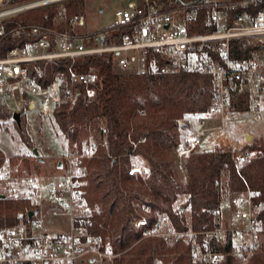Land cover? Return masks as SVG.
<instances>
[{
	"label": "built area",
	"instance_id": "obj_1",
	"mask_svg": "<svg viewBox=\"0 0 264 264\" xmlns=\"http://www.w3.org/2000/svg\"><path fill=\"white\" fill-rule=\"evenodd\" d=\"M72 1L76 0H0V38L23 33L33 38L0 57L2 104L11 99L20 110H37L46 116L53 114L62 96L72 100L81 90L94 99L97 73L74 68L78 59L93 54L114 53L120 71L139 76L188 72L209 77L213 90L209 108L193 134L173 151L175 170L182 174L189 155L204 149L203 138L209 131L226 132L237 114L259 106L264 95V0H204L170 8L158 0H118L113 24L93 32L80 29L81 14L67 19L66 4ZM47 6L56 8V24L64 23L62 30L35 24L5 30V24L19 14ZM62 60L69 62L68 68H52L50 80L41 82L46 67ZM244 94L248 102L239 108ZM253 120L258 121L259 115ZM242 148H233L238 159L250 161L254 154ZM97 153L98 143L92 139L74 144L55 172L20 179L15 191L29 202L31 211L38 212L29 218L27 211L16 225L0 228V264H104L120 256L91 231L93 210L84 189L85 162ZM127 158L131 160L128 174L148 172L132 152ZM4 175L9 179V172ZM257 195L249 187L222 195L210 211L211 225L178 230L168 215L156 214L148 205L133 223L141 240H160L171 250L182 246L189 264H222L229 242L230 255L240 264H249L255 257L264 258V203L257 201ZM46 204L56 206L52 214L65 219V230H45L38 215Z\"/></svg>",
	"mask_w": 264,
	"mask_h": 264
},
{
	"label": "trees",
	"instance_id": "obj_2",
	"mask_svg": "<svg viewBox=\"0 0 264 264\" xmlns=\"http://www.w3.org/2000/svg\"><path fill=\"white\" fill-rule=\"evenodd\" d=\"M201 1L204 0H160L159 3L170 8ZM56 11L53 6L29 10L7 22L5 30L10 31L17 25L35 24L60 31L64 23L56 24ZM66 13L67 19L76 14V6L66 4ZM32 40L24 33L0 38V57L13 46ZM114 58L115 54L110 52L78 59L74 65L77 71L97 73L96 95L89 99L80 90L75 99L62 96L52 114L54 123L70 147L98 139L95 141L98 143L96 158L85 162L88 176L84 189L93 210L91 231L107 240L114 253L120 254L110 264H153L155 259L162 264H189L182 246L171 250L160 240H141L133 223L138 213L148 205L154 213L168 215L180 230L211 225L210 211L227 193L244 191L249 187L258 193L257 201L264 203V137L242 148L254 154L250 161H240L231 145L190 154L185 163V173L180 176L187 199L178 206L180 191L176 189L172 168L176 165L173 151L181 141L177 129L189 126L181 121L185 115L207 111L213 96L211 80L188 72L159 76L125 73L117 68ZM159 63L163 64V61ZM40 66L44 69V63ZM68 66L69 62L65 60L54 62L52 67L47 66L41 82L50 80L52 68L61 70ZM31 73L34 74V67ZM247 98L245 94L240 97L239 108L248 102ZM12 114L0 101V133L3 123L11 119ZM16 128L32 155L37 160L41 159L33 152L35 145L25 128ZM129 152L148 168L146 174H128L131 165L130 158H127ZM171 154L172 158L166 160ZM20 160L25 170H29L30 158L23 156ZM6 163L15 165L16 162L7 159L0 146V171ZM0 194L5 195L0 197V228L14 226L23 220L30 204L8 190H2ZM187 208H190L189 217ZM229 251L230 242L223 249L226 257L222 264H240ZM249 264H264V258L255 257Z\"/></svg>",
	"mask_w": 264,
	"mask_h": 264
},
{
	"label": "rangeland",
	"instance_id": "obj_3",
	"mask_svg": "<svg viewBox=\"0 0 264 264\" xmlns=\"http://www.w3.org/2000/svg\"><path fill=\"white\" fill-rule=\"evenodd\" d=\"M69 3L76 6V12L84 17V24L80 29L83 32H93L100 31L113 24V11L118 5V0H77L76 2L72 1ZM4 106L12 113L14 111L21 112V127L25 128L32 144L37 149L38 156H41V159L44 160L43 163L37 160V157L32 155L29 147L21 141L15 125L16 123L12 118L3 123L0 133V146L6 158L9 160L13 159L16 163L15 165L6 163L2 167L0 171V191L8 190L9 193L20 197L15 191L20 179L27 175H48L55 172L58 163L64 157V154L70 146L65 135L54 123L52 115L41 116L37 110H20L18 109L19 106L14 101L12 102L11 99H6V105ZM254 115H259L258 121L253 120ZM200 118H203L201 114H195L193 116L185 115L181 119L182 123L184 122L189 126L177 129L180 140L193 134V129ZM244 133L251 135V139L246 140ZM260 137H264V95L260 96L259 106L256 109L241 111V113L237 114L236 121L227 125L226 132L219 130L209 131L203 138L205 142L203 150H215L226 145H231L233 148H242L245 145L253 143L254 140H258ZM23 156L30 158L31 165L29 170H25L22 165L20 158ZM171 158L172 154L165 159L170 160ZM141 164L144 166L142 162ZM172 168L175 173L176 189L180 191L177 202L179 206L185 203L187 195L184 193L183 182L180 180L182 173H177L175 167ZM5 172L11 174L9 179H6ZM55 207L54 205L46 204L41 208V214L38 215L46 231H63L66 228L65 219L52 214ZM189 213L190 208H187V217H189ZM155 261H159V259H155ZM159 262L162 263L161 261Z\"/></svg>",
	"mask_w": 264,
	"mask_h": 264
},
{
	"label": "water",
	"instance_id": "obj_4",
	"mask_svg": "<svg viewBox=\"0 0 264 264\" xmlns=\"http://www.w3.org/2000/svg\"><path fill=\"white\" fill-rule=\"evenodd\" d=\"M11 118L16 123V126L18 128H20L21 127V112L20 111H14ZM244 135H245L246 140L251 139V135H249L248 133H245ZM33 152L36 155H38V152H37V149L36 148L33 149ZM39 160H40L41 163L44 162L43 159H39ZM60 167H61V163L59 162L58 163V168H60ZM4 196H5L4 194H0V197H4ZM37 212H38V209H35L33 211L30 210V211L27 212V217L31 218ZM90 262H93V260H91Z\"/></svg>",
	"mask_w": 264,
	"mask_h": 264
},
{
	"label": "crops",
	"instance_id": "obj_5",
	"mask_svg": "<svg viewBox=\"0 0 264 264\" xmlns=\"http://www.w3.org/2000/svg\"><path fill=\"white\" fill-rule=\"evenodd\" d=\"M245 134V133H244ZM244 138H245V135H244ZM246 139V138H245Z\"/></svg>",
	"mask_w": 264,
	"mask_h": 264
}]
</instances>
